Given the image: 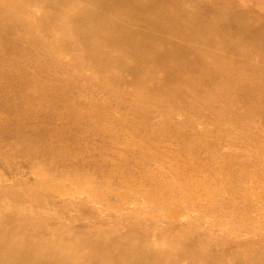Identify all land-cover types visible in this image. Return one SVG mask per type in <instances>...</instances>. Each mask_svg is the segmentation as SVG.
<instances>
[{
    "label": "rangeland",
    "instance_id": "1",
    "mask_svg": "<svg viewBox=\"0 0 264 264\" xmlns=\"http://www.w3.org/2000/svg\"><path fill=\"white\" fill-rule=\"evenodd\" d=\"M139 1L181 18L177 39L199 70L175 76L204 100L139 99L87 65L77 36L94 27L68 26L62 47L0 0V222L15 232L26 222L33 240L264 246V0Z\"/></svg>",
    "mask_w": 264,
    "mask_h": 264
},
{
    "label": "bare ground",
    "instance_id": "2",
    "mask_svg": "<svg viewBox=\"0 0 264 264\" xmlns=\"http://www.w3.org/2000/svg\"><path fill=\"white\" fill-rule=\"evenodd\" d=\"M6 1L14 10H29L26 13L37 18V27L44 32L51 29L62 47L71 44V40L60 35L68 26L94 27L95 31L77 36L83 42L81 55L89 58L87 65L100 70L118 88L130 87L137 98L164 107L177 104L180 98L192 102L204 100L198 96L201 89L198 85L188 83L186 77L175 76L182 65L184 71L199 70L194 64V53L186 48L187 42L177 39L182 36L178 16L161 11L149 13L139 0ZM100 19L105 22L98 23ZM157 66L163 70L155 74ZM208 77L209 73L204 78ZM161 79L166 82L159 90ZM178 84L186 90L166 92ZM25 223L21 232H15L5 221L0 222V264H264V246L249 245L231 253L213 243L201 248L204 241L150 244L128 233L112 238L93 234L95 238H88L70 231L37 234L38 238L33 240L36 233H30L31 228Z\"/></svg>",
    "mask_w": 264,
    "mask_h": 264
}]
</instances>
